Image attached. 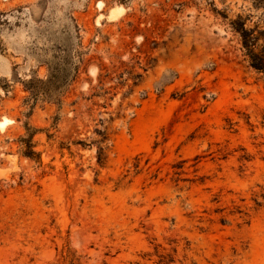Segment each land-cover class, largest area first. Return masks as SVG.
Returning <instances> with one entry per match:
<instances>
[{
	"label": "rangeland",
	"instance_id": "obj_1",
	"mask_svg": "<svg viewBox=\"0 0 264 264\" xmlns=\"http://www.w3.org/2000/svg\"><path fill=\"white\" fill-rule=\"evenodd\" d=\"M242 24L264 0H0V264H264Z\"/></svg>",
	"mask_w": 264,
	"mask_h": 264
},
{
	"label": "trees",
	"instance_id": "obj_2",
	"mask_svg": "<svg viewBox=\"0 0 264 264\" xmlns=\"http://www.w3.org/2000/svg\"><path fill=\"white\" fill-rule=\"evenodd\" d=\"M235 29L240 34L249 65L264 75V31H259L256 27L247 29L243 24L235 26ZM42 84V90L48 97L52 96L51 93L61 90L65 85L59 74L54 71L46 81H42ZM26 154L31 155L32 151H27Z\"/></svg>",
	"mask_w": 264,
	"mask_h": 264
},
{
	"label": "bare ground",
	"instance_id": "obj_3",
	"mask_svg": "<svg viewBox=\"0 0 264 264\" xmlns=\"http://www.w3.org/2000/svg\"><path fill=\"white\" fill-rule=\"evenodd\" d=\"M7 123V120L0 121V127L4 128Z\"/></svg>",
	"mask_w": 264,
	"mask_h": 264
}]
</instances>
